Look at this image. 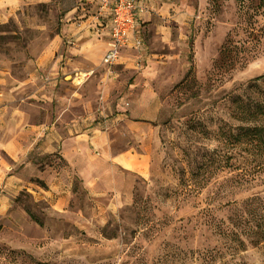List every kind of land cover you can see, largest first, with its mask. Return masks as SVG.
<instances>
[{
    "label": "rangeland",
    "instance_id": "1",
    "mask_svg": "<svg viewBox=\"0 0 264 264\" xmlns=\"http://www.w3.org/2000/svg\"><path fill=\"white\" fill-rule=\"evenodd\" d=\"M7 1L0 0V70L9 86L31 79L37 57L58 35L61 46H75V36L62 32L84 21L79 16L95 17V31L109 20L91 0H23L13 11ZM162 1L163 15L137 30L146 53L130 43L115 63L104 64L110 40L88 33L85 66L64 70L60 63L55 87L67 96L80 87L94 105L113 79L108 90L123 94L127 113L134 103L145 110L137 103L141 88L156 93L146 177L118 201L92 196L74 181L62 209L21 191L0 210V264H264V242L254 245L245 233L254 228L245 201L264 200V170L257 166L264 157L253 161L218 134L237 125L232 100L264 75V0ZM224 47L230 53L223 59ZM125 55L131 59L118 63ZM129 61L134 65L126 67ZM47 83L32 78L23 90Z\"/></svg>",
    "mask_w": 264,
    "mask_h": 264
},
{
    "label": "crops",
    "instance_id": "2",
    "mask_svg": "<svg viewBox=\"0 0 264 264\" xmlns=\"http://www.w3.org/2000/svg\"><path fill=\"white\" fill-rule=\"evenodd\" d=\"M136 1L146 8V12L136 16L135 36L141 40L138 27L159 19L168 1ZM7 2L11 3L10 11L23 4V0ZM78 18L84 21L72 22L62 32L67 38L75 36V46H61L63 38L58 35L53 41L55 46H48L36 59L37 69L30 77L43 76L48 79L47 85L26 93L23 89L31 79L9 86L0 70V210L8 209L10 201L21 191L42 194L41 198L50 199L53 207L62 209L74 181L92 196L109 195L118 201L129 197L135 180L147 175L149 151L145 145L151 138V122L158 115L160 100L156 93L141 88L137 103L144 104L145 110L138 111L134 103L127 113L122 106L123 94L108 90L113 79L107 81L104 96L96 105L85 101L80 87H75L70 96L61 87L55 88L61 84L59 65L63 64L64 70L85 66L86 45L92 42L85 37L88 33L105 35L109 40L108 18L105 26H99L104 28L96 31L95 17L83 14ZM143 43L141 40V47L135 49L139 54L145 52ZM100 56L97 52L93 58L98 60ZM121 58L120 64L131 59L128 55ZM132 65L133 61H129L126 67ZM138 79H133L135 88L141 82Z\"/></svg>",
    "mask_w": 264,
    "mask_h": 264
},
{
    "label": "trees",
    "instance_id": "3",
    "mask_svg": "<svg viewBox=\"0 0 264 264\" xmlns=\"http://www.w3.org/2000/svg\"><path fill=\"white\" fill-rule=\"evenodd\" d=\"M229 53L230 49L224 47L221 58H226ZM258 81L264 84V75L253 79L244 94L232 100V118L237 124L235 128L232 130L225 125L218 130L220 138L224 139L226 144L247 151L253 161L264 157V87L261 88L257 84ZM257 166L259 170H264V159L262 163H257ZM245 208L251 217L250 221L254 223V228H246V236L254 245L264 242V200L259 197L247 199ZM242 222V217H239L237 224Z\"/></svg>",
    "mask_w": 264,
    "mask_h": 264
},
{
    "label": "built area",
    "instance_id": "4",
    "mask_svg": "<svg viewBox=\"0 0 264 264\" xmlns=\"http://www.w3.org/2000/svg\"><path fill=\"white\" fill-rule=\"evenodd\" d=\"M101 11L109 14L110 41L102 62L111 65L119 58L121 48L125 46L141 47V40L135 37L136 16L146 12L143 4L135 0H91Z\"/></svg>",
    "mask_w": 264,
    "mask_h": 264
},
{
    "label": "bare ground",
    "instance_id": "5",
    "mask_svg": "<svg viewBox=\"0 0 264 264\" xmlns=\"http://www.w3.org/2000/svg\"><path fill=\"white\" fill-rule=\"evenodd\" d=\"M84 76V75H83ZM83 76L80 77H75L74 80H76L77 82H81L83 79Z\"/></svg>",
    "mask_w": 264,
    "mask_h": 264
}]
</instances>
